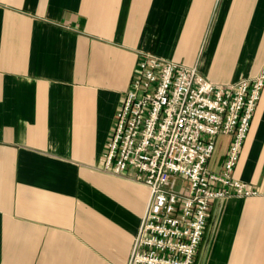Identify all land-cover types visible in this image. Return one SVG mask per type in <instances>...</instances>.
Wrapping results in <instances>:
<instances>
[{
  "label": "crops",
  "instance_id": "crops-1",
  "mask_svg": "<svg viewBox=\"0 0 264 264\" xmlns=\"http://www.w3.org/2000/svg\"><path fill=\"white\" fill-rule=\"evenodd\" d=\"M146 54L252 79L264 0H0V264H127L150 191L104 153ZM233 175L257 193L211 203L195 264H264V88Z\"/></svg>",
  "mask_w": 264,
  "mask_h": 264
},
{
  "label": "built area",
  "instance_id": "built-area-1",
  "mask_svg": "<svg viewBox=\"0 0 264 264\" xmlns=\"http://www.w3.org/2000/svg\"><path fill=\"white\" fill-rule=\"evenodd\" d=\"M263 88L264 70L226 86L153 55L137 63L104 153L106 171L133 172L150 191L127 264H195L211 203L257 193L233 172ZM219 135L230 144L213 172Z\"/></svg>",
  "mask_w": 264,
  "mask_h": 264
},
{
  "label": "rangeland",
  "instance_id": "rangeland-1",
  "mask_svg": "<svg viewBox=\"0 0 264 264\" xmlns=\"http://www.w3.org/2000/svg\"><path fill=\"white\" fill-rule=\"evenodd\" d=\"M142 220V219H141Z\"/></svg>",
  "mask_w": 264,
  "mask_h": 264
}]
</instances>
